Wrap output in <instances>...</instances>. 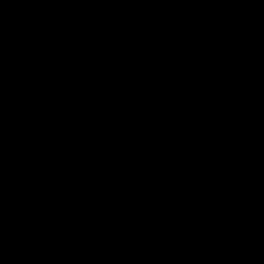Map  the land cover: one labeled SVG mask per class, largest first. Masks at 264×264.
<instances>
[{
	"label": "water",
	"instance_id": "95a60500",
	"mask_svg": "<svg viewBox=\"0 0 264 264\" xmlns=\"http://www.w3.org/2000/svg\"><path fill=\"white\" fill-rule=\"evenodd\" d=\"M0 264H264V0H0Z\"/></svg>",
	"mask_w": 264,
	"mask_h": 264
}]
</instances>
